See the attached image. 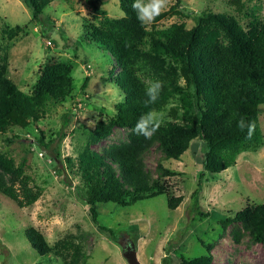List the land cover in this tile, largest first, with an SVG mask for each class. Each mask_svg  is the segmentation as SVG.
Returning <instances> with one entry per match:
<instances>
[{"label":"rangeland","instance_id":"1","mask_svg":"<svg viewBox=\"0 0 264 264\" xmlns=\"http://www.w3.org/2000/svg\"><path fill=\"white\" fill-rule=\"evenodd\" d=\"M96 2L97 9L86 0H50L42 15L34 17L23 0H0V69L7 70L17 89L30 102L35 101L33 89L40 68L50 60L69 61L73 81L72 92L64 101L57 105L38 101L18 127L0 137V152L22 165L30 184L41 190L31 206L22 208L0 193V264H63L52 255V260L41 258L31 247L24 236L29 226L42 231L50 246L72 235L83 254L81 264H128L122 245L131 241L140 264H177L181 255L191 259L207 254L200 241L215 243L210 253L212 264H264V244L253 242L240 223L226 229L220 224L221 218L234 216L247 204L264 201V105L258 115L263 133L260 147L241 152L232 166L218 174L203 175L198 209L211 212L208 218L197 217L191 199L206 150L201 139L193 140L178 160L167 158L153 142L142 154L143 169L149 184H165L168 193L125 207L100 203L98 223L91 218L75 158L95 123L112 117L123 98L114 82L118 72L115 61L100 44L89 41L85 30L88 23L100 22L102 11L109 18H119L123 12L117 0ZM174 3L169 0L164 11ZM178 8L184 14L206 9L228 13L244 28L248 23L245 13L264 19V0H180ZM174 23L190 28L194 20L169 14L146 27L166 28ZM15 27L20 28L9 38L6 31ZM85 76L89 80L83 87ZM178 103L171 99L159 111L164 121L173 119L170 108ZM181 111L177 110L179 115ZM129 132L115 127L110 136L90 147L100 151L127 142ZM7 136L16 137L9 143ZM55 152L59 159H54ZM67 158L73 159L74 166ZM168 196H182V201L169 209ZM237 226L241 231L238 241L233 237Z\"/></svg>","mask_w":264,"mask_h":264},{"label":"trees","instance_id":"2","mask_svg":"<svg viewBox=\"0 0 264 264\" xmlns=\"http://www.w3.org/2000/svg\"><path fill=\"white\" fill-rule=\"evenodd\" d=\"M23 1L34 17L41 16L50 2ZM86 1L97 9L96 0ZM117 1L123 12L121 17L109 18L102 11L104 16L98 24L85 26L89 41L100 44L115 61L118 72L114 82L123 96L115 105V115L95 123L75 158L89 214L98 223L97 205L100 203L112 202L125 207L167 194L165 184H149L142 154L157 142L167 158L178 160L193 140L201 139L206 150L191 199L197 206V217L208 218L211 212L198 209L204 173L222 172L235 163L238 154L256 150L263 142L258 115L264 105V19L245 13L248 23L244 28L237 17L224 12L206 9L199 14H184L178 8L180 0H175L155 20L175 14L192 17L194 25L186 28L184 23H174L166 28L148 29L138 21L132 9L133 0ZM240 8L237 7L239 12ZM19 28L7 30L8 37H13ZM71 71L69 61H47L40 68L34 85L35 101L30 102L17 89L7 70L0 69V137L18 127L22 117L36 109L38 101L45 99L52 105L64 101L73 89ZM157 78L164 82V87L151 107L161 111L171 99L179 103L170 108L173 119L165 121L151 139H145L135 135L132 129L141 113L147 111L143 104L146 82ZM88 80L85 76L83 87ZM179 108L181 115L177 112ZM241 117L254 123L250 136L247 129L241 131L236 126ZM115 127L130 129L127 142L112 144L100 151L90 147L110 136ZM14 137L7 136V142H12ZM56 158H60L58 152H55ZM67 161L74 166L72 158ZM30 182L22 165L0 152V193L21 208L29 207L41 194ZM181 201L182 196H168L167 206L175 209ZM236 223L248 230L253 242L264 244V201L247 204L234 216L220 219L223 229ZM99 228L107 229L100 225ZM240 235L237 226L233 237L238 241ZM24 236L41 258L52 260V255L63 264H81L83 254L72 235L52 246L34 226L27 227ZM200 242L207 254L191 259L181 255L177 264H212L210 253L215 243Z\"/></svg>","mask_w":264,"mask_h":264},{"label":"clouds","instance_id":"3","mask_svg":"<svg viewBox=\"0 0 264 264\" xmlns=\"http://www.w3.org/2000/svg\"><path fill=\"white\" fill-rule=\"evenodd\" d=\"M168 6L169 0H133L132 3V9L136 12L137 19L141 25H148L154 22L156 17L161 15V13L166 10ZM163 87L164 82L158 78L146 82L144 93L146 99L143 101V104L147 111L141 113L137 119L132 129L135 135L143 136L145 139H151L165 122L164 114L151 107L156 104ZM236 126L241 131L247 129L249 136L254 130V123L246 121L244 117H241L236 122Z\"/></svg>","mask_w":264,"mask_h":264},{"label":"water","instance_id":"4","mask_svg":"<svg viewBox=\"0 0 264 264\" xmlns=\"http://www.w3.org/2000/svg\"><path fill=\"white\" fill-rule=\"evenodd\" d=\"M122 254L128 264H140L137 259L136 247L133 241H131L127 246L122 245Z\"/></svg>","mask_w":264,"mask_h":264},{"label":"crops","instance_id":"5","mask_svg":"<svg viewBox=\"0 0 264 264\" xmlns=\"http://www.w3.org/2000/svg\"><path fill=\"white\" fill-rule=\"evenodd\" d=\"M141 237V236H140Z\"/></svg>","mask_w":264,"mask_h":264}]
</instances>
